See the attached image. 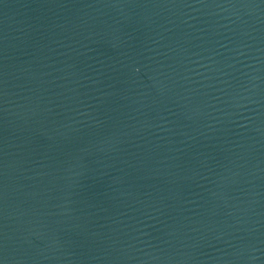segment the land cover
<instances>
[{"label":"water","instance_id":"obj_1","mask_svg":"<svg viewBox=\"0 0 264 264\" xmlns=\"http://www.w3.org/2000/svg\"><path fill=\"white\" fill-rule=\"evenodd\" d=\"M0 264H264V0H0Z\"/></svg>","mask_w":264,"mask_h":264}]
</instances>
